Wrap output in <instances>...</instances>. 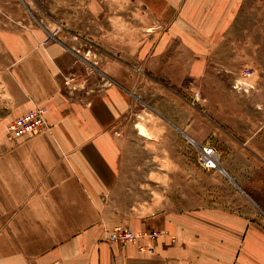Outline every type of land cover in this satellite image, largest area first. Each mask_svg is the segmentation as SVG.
I'll list each match as a JSON object with an SVG mask.
<instances>
[{
	"label": "rangeland",
	"instance_id": "374dc122",
	"mask_svg": "<svg viewBox=\"0 0 264 264\" xmlns=\"http://www.w3.org/2000/svg\"><path fill=\"white\" fill-rule=\"evenodd\" d=\"M7 11H20L23 19L8 18ZM21 26L55 30L84 59L82 68L89 75L83 77L89 81L94 74L100 75L92 66L99 68L110 62L112 56L136 59L132 63L140 68L143 52H153L166 35L167 42L174 43L176 38L181 43L215 46L220 49L218 52L224 50L222 55L235 58L225 60L226 67L217 64L215 69L208 67L207 71L215 75L205 77V81L201 79L197 83L194 79L191 81L190 75H183V85L170 84L178 96L151 79H141L138 70L133 71L136 74L131 84L134 103L118 124L122 170L127 178L111 197L124 216H129L131 211L145 216L152 209L158 210L175 200L198 206L214 201L236 205L238 198L231 193L241 195L221 172L220 164L213 169L203 168L197 161L198 147L173 123L175 119L189 122L196 117L195 122L200 124L214 122L227 128L231 124L236 130L229 132L236 139L255 133L258 125V146L263 149L264 160V0H167L164 4L160 0L0 3V231L32 251L56 244L88 228V224L92 227L99 213L70 180L67 193L60 194L63 190L58 185L62 182L60 178L30 179L25 168L21 169L20 156L16 160L21 154V145L36 136L46 139L43 134L48 132V126L43 124L38 132L27 137L12 140L8 135L10 121L15 113H20L17 110L21 100L4 33ZM78 79L79 83H72L76 77L71 79L70 88L74 87L72 84L85 82ZM52 158L56 169L66 174L60 156L54 154ZM162 166L166 174L159 175ZM258 190L264 195V173L258 176ZM175 191L181 194L175 195ZM251 208H255L254 219H259L264 227L263 211L256 206ZM200 223L195 228L200 255L207 250L218 253L216 246L206 244L212 228L203 225V221ZM116 225L102 228L106 241ZM226 229L230 230L229 235L239 239L235 243L243 242V228Z\"/></svg>",
	"mask_w": 264,
	"mask_h": 264
},
{
	"label": "crops",
	"instance_id": "0c3cea01",
	"mask_svg": "<svg viewBox=\"0 0 264 264\" xmlns=\"http://www.w3.org/2000/svg\"><path fill=\"white\" fill-rule=\"evenodd\" d=\"M165 1L160 0L163 4ZM12 2L14 0H0L3 4ZM6 15L23 19L20 11H7ZM51 31L45 27L21 26L4 33L14 61L16 90L21 100L17 110L20 113H15L13 118L33 106H45L48 126V132L43 134L46 139L42 136L28 139L27 144L20 146L21 154L16 160L19 161L20 156L21 169L25 168L30 179L60 178L62 182L58 185L63 189L60 194L67 193L70 180L80 194L90 199L99 214L92 227L88 224V228L43 250H27L0 231V264H264V227L252 216L255 208L250 209L256 206L264 213V195L258 190V176L264 173L258 125L255 133L236 139L229 132L236 130L231 124L229 128L214 122L200 124L195 122L196 117L189 122L175 119L173 123L198 148L210 142L218 148L215 150L221 172L243 197L231 193L238 198L235 206L218 201L202 206L186 205L188 202L175 200L158 210L152 209L145 216L132 211L124 216L111 197L127 178L122 170L118 124L134 103L131 84L136 74L133 71L138 70L141 79H151L178 96L170 84L180 86L183 75H190L191 81L194 79L197 83L201 79L205 81V77L214 74L207 71L208 67H226L225 60L233 57L222 55L224 50L218 52L220 49L215 46L181 43L176 38L174 43L167 42L165 33L153 52H143L140 68L132 63L136 59L112 56L110 62L106 61L99 68L91 65L100 75L94 74L96 76L89 81L83 77L89 75L82 68L84 59L59 35L48 38ZM70 77L77 78L72 83L80 81L78 78L85 82L72 84L74 87L70 88L73 80ZM54 154L60 156L66 174L56 169ZM42 170H47L48 175ZM164 170L163 166L159 168V175L166 174ZM179 193L175 191V195ZM200 221L212 228L206 244L216 246L218 253L207 250L203 252L205 255H200V240L195 231ZM115 224L128 226L134 232L160 230L165 233L153 240L139 237L122 244L106 241L102 228ZM232 227L243 228L242 243H235L239 239L228 234L230 230L226 228Z\"/></svg>",
	"mask_w": 264,
	"mask_h": 264
},
{
	"label": "built area",
	"instance_id": "2783aa9c",
	"mask_svg": "<svg viewBox=\"0 0 264 264\" xmlns=\"http://www.w3.org/2000/svg\"><path fill=\"white\" fill-rule=\"evenodd\" d=\"M55 34L56 31L52 30L48 38ZM246 73L249 72L246 71ZM246 73H244V75ZM44 114V106H33L29 110H26L13 118L8 125L9 138L16 140L38 132L39 127L46 124ZM197 161L204 168H217L218 160L215 148L210 145L199 146ZM162 233H165V231L151 230L149 232L138 231L135 233L127 226L118 224L115 226L114 232L110 235L108 241L122 244L127 240H135L139 237H147L148 239L153 240Z\"/></svg>",
	"mask_w": 264,
	"mask_h": 264
}]
</instances>
